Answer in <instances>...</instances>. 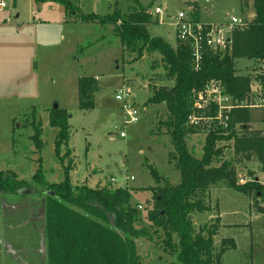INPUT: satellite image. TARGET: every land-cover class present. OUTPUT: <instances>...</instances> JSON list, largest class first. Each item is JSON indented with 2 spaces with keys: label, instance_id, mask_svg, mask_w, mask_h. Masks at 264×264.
Listing matches in <instances>:
<instances>
[{
  "label": "rangeland",
  "instance_id": "obj_1",
  "mask_svg": "<svg viewBox=\"0 0 264 264\" xmlns=\"http://www.w3.org/2000/svg\"><path fill=\"white\" fill-rule=\"evenodd\" d=\"M6 1L8 7L0 15V170H11L27 181H32L39 169H43L49 182L64 179V163L55 154L57 128L49 122L51 110L58 105L70 114V158L76 166L71 171L72 182L128 188L132 204L143 206L139 209L140 225L153 230L146 219L148 209L153 207V194L148 187L166 182L178 184L181 176L169 160L174 145L165 125L169 116L166 104L148 103L155 90L174 83L165 77L161 54L145 52L135 60L137 54L122 45L115 25L78 22L67 16L59 3ZM75 1L84 13L99 15L113 12L116 6L127 14L135 5L134 0ZM140 2L152 9L156 21L148 25L150 35L162 37L173 47L178 42L175 22L180 11L194 17L195 7L202 22L224 24L231 23L232 16L243 20L251 14L249 10L244 12L242 0ZM157 5L164 7L163 14L154 12ZM236 65L240 74L261 73L259 62L254 59L241 58ZM84 76L95 77L100 86L94 95V107L89 109H81L79 103L78 81ZM123 88L132 92V101L140 108V121L136 124L125 123L122 102L116 99ZM34 115L42 121L41 148L33 139ZM250 118L253 131L264 132V106L250 108ZM121 129L126 137L120 135ZM205 138L206 134L199 131L187 138L188 147L197 157L203 153ZM219 145H225V157L234 163L239 183L241 177L252 178L251 172L264 179L256 153L249 158L237 154L233 141ZM66 149L63 147L62 154ZM152 169L162 177L160 181ZM216 193V198L206 196L209 212L218 210V204L226 211H240L226 219L240 226L223 231L225 237L233 236L238 243L237 249L224 253L223 264H264V196L260 192L245 196L232 187L216 188ZM39 195L0 193V203L16 204L22 210L26 205L33 206L35 200L44 198L45 202V194ZM26 211L23 216L18 212L2 216L0 208V264H48L47 256L39 252V223L24 224L25 218L30 217ZM209 212L191 215L196 231L219 223L218 218H209ZM221 238H215L217 248L222 244ZM137 242L144 264H171L176 259L175 253L166 248L163 233L153 240L143 238Z\"/></svg>",
  "mask_w": 264,
  "mask_h": 264
},
{
  "label": "trees",
  "instance_id": "obj_2",
  "mask_svg": "<svg viewBox=\"0 0 264 264\" xmlns=\"http://www.w3.org/2000/svg\"><path fill=\"white\" fill-rule=\"evenodd\" d=\"M52 1L64 6L66 15L78 22L115 25L122 45L136 53L135 60L145 52H158L162 56L166 79L173 80L171 87L155 90L148 103H165L169 116L165 121L172 137L174 150L170 162L180 170L178 184L166 182L150 186L153 207L148 209L146 219L152 227L142 226V214L131 202V191L125 187H90L86 183L74 184L71 171L76 167L70 158L69 147L71 126L67 109L53 108L49 114L50 126L57 128L55 154L64 163L65 177L60 182H49L39 169L32 181L19 178L13 171L0 170V193L19 194L23 189L37 190L45 194V228L48 264H144L139 252L138 239H149L164 234V243L175 261L171 264H223V255L236 248L233 239L223 238L219 248L215 237L220 224L205 225L195 230L191 215L207 211L205 200L208 191L217 186L235 188L245 194L261 193L264 184L254 178L239 183L234 163L225 157L222 141H233L237 154L249 158L256 153L264 169V133L249 130L250 108L234 109L230 117L229 133L223 129L212 130L206 135L201 157L190 150L187 138L198 132L187 126V117L192 110L194 94L203 89L211 80H220L226 91L236 98L248 95L253 80L252 74L237 73L238 59L264 58V0H242V8L254 15L244 18L246 25L235 28L231 50H209L204 56L200 69H196L189 45L177 42L173 47L159 36H152L148 25L155 23L150 7L134 0L130 13H123L116 6L107 15L84 13L75 0ZM194 18L199 20L194 7ZM100 86L95 77L84 76L78 81L81 109L94 107V95ZM173 88V93L165 90ZM35 134L33 139L42 147V121L34 115ZM241 130V131H240ZM63 147L66 152L62 154ZM65 161L67 163L65 164ZM160 181L162 177L152 169ZM253 172H251V175ZM230 245V246H229Z\"/></svg>",
  "mask_w": 264,
  "mask_h": 264
},
{
  "label": "built area",
  "instance_id": "obj_3",
  "mask_svg": "<svg viewBox=\"0 0 264 264\" xmlns=\"http://www.w3.org/2000/svg\"><path fill=\"white\" fill-rule=\"evenodd\" d=\"M7 7V1L0 0V15ZM150 12L152 13L151 10ZM154 12L161 15L164 12V7L157 5ZM245 25L244 20L236 16H232L231 23L228 24L220 22L204 23L200 19L196 20L186 11H180L175 22L178 41L191 47L194 65L197 70L201 68L207 51L224 52L231 50L234 29L237 27L243 28ZM259 67L261 73L258 74L256 71L251 73L253 77L251 88L246 98L243 99L229 94L222 81H209L203 89L194 94L192 110L187 117V126L193 127L199 132H204L206 135L212 130L217 131L219 129H223L225 134H228L229 121L234 109L264 106V58L259 61ZM116 99L122 102L125 123H138L140 121V108L132 101V92L129 89H120L116 94ZM120 135L126 137L127 133L121 129ZM240 182L245 183V179L240 178ZM142 207L141 204H138L139 209Z\"/></svg>",
  "mask_w": 264,
  "mask_h": 264
},
{
  "label": "flooded vegetation",
  "instance_id": "obj_4",
  "mask_svg": "<svg viewBox=\"0 0 264 264\" xmlns=\"http://www.w3.org/2000/svg\"><path fill=\"white\" fill-rule=\"evenodd\" d=\"M23 191V190H22ZM20 191L19 194H24L26 195V197H30L31 195H39V193H43L44 192H38L37 190H31L29 192H22ZM19 194H9V195H19ZM25 197V196H24ZM33 202V201H32ZM34 205L36 206V208L34 207ZM0 208H1V212H2V216L6 215L7 213H17L20 215V216H23V212L27 209L28 211L27 214L29 213V218H25V221H24V224H30V223H33V224H36L37 225V222L39 223V228H38V234L39 236L41 237V234H44V228H45V224H44V221H45V202H44V198L40 199V201H37L35 200V203L28 206L26 205L25 206V209H22L20 208V206L18 207V205L16 204H10V203H6V202H2L0 203ZM8 208V209H6ZM5 218V217H4ZM4 222H5V219H4ZM4 230V228H3ZM39 252L41 254H44L45 256H47V254L45 252L47 251H44L42 252V248H39ZM46 258V257H45Z\"/></svg>",
  "mask_w": 264,
  "mask_h": 264
},
{
  "label": "crops",
  "instance_id": "obj_5",
  "mask_svg": "<svg viewBox=\"0 0 264 264\" xmlns=\"http://www.w3.org/2000/svg\"><path fill=\"white\" fill-rule=\"evenodd\" d=\"M140 1V0H139ZM152 11V9H149V11ZM66 12V11H65ZM254 15V13H251L250 14V17L249 18H251L252 16ZM200 19V18H199ZM204 23H215V22H204ZM249 130H253L251 127H250V123H249ZM256 131V130H255ZM259 131H261L262 132V130H259ZM262 133H264V132H262ZM230 141H232V140H230ZM76 168V167H75ZM74 168V169H75ZM238 175H239V173H238ZM241 178H243V177H241ZM252 178H254L256 181H258V182H260V183H262V184H264V179H261L260 177H256V175L253 173L252 174ZM251 177H247V179L246 180H251L252 179ZM245 180V181H246ZM219 187H227V186H217V187H213V188H211L209 191H208V195H210V199L211 198H216V196H214V195H218L217 193H216V188H219ZM239 191V190H238ZM241 192V191H240ZM243 193V192H242ZM244 195L246 196L247 194H245L244 193ZM218 210L216 209V211H215V209H213L211 212H209L210 210H208V211H206V212H209V213H211V215H209V218L211 219V218H218V221H219V223H220V229H219V234L217 235V236H221L222 238H221V241L223 240V238H230V239H233L234 240V242H235V244H236V248H233V249H237L238 248V243H237V241H236V239H235V237H233V236H227V237H225L224 236V233H223V231H224V229H226V228H229V229H231V228H233V227H237V226H240L237 222H230V221H227L226 219H229V218H227V217H229L230 215L232 216H234V215H236L237 213H239L240 211L238 210V209H236V210H230V211H226V210H224V209H221L220 208V205L218 204ZM263 214V213H262ZM223 235V236H222ZM216 236V237H217ZM215 237V238H216ZM40 245H41V241H40ZM42 248V247H41ZM228 251V250H227ZM226 251V252H227ZM42 252H44L43 251V249H42ZM226 252H225V254H226ZM224 254V255H225ZM224 255H223V263H225V261H224Z\"/></svg>",
  "mask_w": 264,
  "mask_h": 264
},
{
  "label": "water",
  "instance_id": "obj_6",
  "mask_svg": "<svg viewBox=\"0 0 264 264\" xmlns=\"http://www.w3.org/2000/svg\"><path fill=\"white\" fill-rule=\"evenodd\" d=\"M165 91H167L168 93H173L174 89L171 88V89L165 90ZM58 107H59L58 105H55L54 108H58ZM40 241H41V247H42L43 251H46V241H45V235L44 234H41Z\"/></svg>",
  "mask_w": 264,
  "mask_h": 264
}]
</instances>
